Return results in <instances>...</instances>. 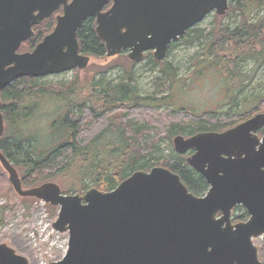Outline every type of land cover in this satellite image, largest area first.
<instances>
[{
	"label": "water",
	"instance_id": "water-1",
	"mask_svg": "<svg viewBox=\"0 0 264 264\" xmlns=\"http://www.w3.org/2000/svg\"><path fill=\"white\" fill-rule=\"evenodd\" d=\"M228 2L0 0V92L20 77L85 68L89 57L79 51L77 30L89 17L106 56L128 50L137 63L152 50L160 62L169 44L209 13L224 15ZM59 10L53 29L31 50L19 51L33 27ZM3 132L0 110V138ZM172 144L207 183L203 195L163 166L135 170L108 191L64 194L53 181L23 188L2 151L0 164L19 196L58 207L52 228L67 234V249L48 264H263L253 239L264 235V112L223 131L175 135ZM237 205L248 217L232 222ZM0 264L28 260L1 242Z\"/></svg>",
	"mask_w": 264,
	"mask_h": 264
},
{
	"label": "trees",
	"instance_id": "trees-1",
	"mask_svg": "<svg viewBox=\"0 0 264 264\" xmlns=\"http://www.w3.org/2000/svg\"><path fill=\"white\" fill-rule=\"evenodd\" d=\"M250 1H254L252 4L255 3L257 8L264 5V0ZM250 1L235 0L236 5L230 12L240 16L237 25L229 28L218 23L209 32L206 43V57L203 59L209 66L218 68L223 80L231 84L228 86L230 90L240 87L246 77L240 71L242 63L250 59L259 63L264 59V17L250 21L249 12L254 7H247ZM55 15L34 26V35L21 43L19 51L31 50L50 32ZM200 36L201 31L191 27L178 41L191 45ZM77 37L82 51L95 56L104 53V45L95 33L93 18L83 21ZM149 60L153 66L159 64L152 57ZM158 69L165 78L161 83L177 81L176 70L171 64L160 62ZM127 76V81L120 82L103 78L91 81L87 96L81 100L69 93L49 90L37 82L43 77L17 78L1 91L4 132L0 138V151L22 170V185L30 188L28 185L38 179L49 180L67 172L77 179L81 191L90 187L108 191L135 170L163 166L177 173L190 192L200 195L207 188L203 177L188 165L185 155L174 151L164 154L161 143L164 140L172 143V138L180 134L189 136L199 131H223L264 112V96L245 112L224 113L222 116H216L215 112L196 114L184 108L161 112L159 107L166 96L140 95L129 73ZM57 102L61 103L60 109L50 122L49 141L48 137L41 142L39 138L21 134L22 127L33 120L42 103L44 106ZM7 131L11 136H7ZM238 207L240 205L234 209ZM247 217L243 211L234 216L233 221L246 220Z\"/></svg>",
	"mask_w": 264,
	"mask_h": 264
},
{
	"label": "rangeland",
	"instance_id": "rangeland-1",
	"mask_svg": "<svg viewBox=\"0 0 264 264\" xmlns=\"http://www.w3.org/2000/svg\"><path fill=\"white\" fill-rule=\"evenodd\" d=\"M250 2L247 3L249 5L247 7L254 6L249 12L250 21L264 17V5L257 8L255 3L252 4L254 1ZM228 5L226 14L219 17L211 12L193 26L194 29L201 31L199 39L191 45L177 41L169 48L164 60L160 61L171 64L176 70V82L170 83L166 80L161 83L165 78L158 69L160 62L153 66L149 60L150 56L144 54L141 61L134 63L127 57L126 52L110 57L105 54L89 55V62L85 68L47 75L37 82L42 83L49 90L61 91L63 94L69 93L80 100V97L87 96V88L91 81L100 78L113 82L127 81L129 73L136 92L140 95L166 96V100L159 107L161 112H167L170 108L175 110L184 108L196 114L215 112L216 116H222L224 113L233 114L237 111L245 112L254 106L260 96H264V59L259 63L253 59L242 63L240 71L246 77L240 87L231 90L228 87L231 84L228 80H223L218 68L209 66L208 62L203 59L206 57V43L210 38L209 32L212 28L218 23L234 28L240 20L238 14L230 12L231 8L236 5L235 0H229ZM60 104L58 102L46 103L43 106L42 103L33 120L22 127L21 134L39 138L41 142H44L49 136V125L55 117L53 114L60 109ZM7 136H11L9 131H7ZM161 148L164 154L175 152L173 144L167 140L161 143ZM14 167L20 177L22 170ZM48 181L57 183L64 194L82 193L77 179L75 180L67 172L58 174L49 180L38 179L28 186L33 187ZM22 187L29 188L26 185ZM0 209L2 217L0 243L4 242L14 248L17 253L26 257L28 264H48L63 257L67 248V234L57 232L52 228L58 207L44 203L37 198L19 196L12 188L8 174L1 164ZM243 211L245 209L242 206L233 209L232 220L234 216ZM253 243L257 247L259 260L264 264V235L254 238Z\"/></svg>",
	"mask_w": 264,
	"mask_h": 264
},
{
	"label": "flooded vegetation",
	"instance_id": "flooded-vegetation-1",
	"mask_svg": "<svg viewBox=\"0 0 264 264\" xmlns=\"http://www.w3.org/2000/svg\"><path fill=\"white\" fill-rule=\"evenodd\" d=\"M110 6V3L109 4H107L106 5V7L105 8H107V7H109ZM89 18H93V17H89ZM94 19V18H93ZM94 23H95V19H94ZM54 27V26H53ZM53 29V28H52ZM79 29V28H78ZM78 31V30H77ZM49 33V32H48ZM47 33V34H48ZM46 35V34H45ZM44 35V36H45ZM43 36V37H44ZM77 40H78V44H79V51H80V53H82V54H84V55H87L88 57H89V55H94V54H92V53H88V52H84V51H82L81 49H80V41H79V39H78V37H77ZM103 43V42H102ZM176 42H173V43H171V44H169V46H168V50H169V48L171 47V45L172 44H175ZM36 45V44H35ZM34 45V46H35ZM103 45H104V43H103ZM121 52H126L127 54H128V50H122ZM120 52V53H121ZM168 52V51H167ZM106 55V52H105V45H104V53L102 54V55ZM144 54L145 55H148V56H150V57H152L153 58V51L152 50H147V51H145L144 53H143V57H144ZM95 56V55H94ZM90 58V57H89ZM154 59V58H153ZM135 63V62H134ZM73 69H79V68H73ZM73 69H71V70H73ZM67 71H69V70H67ZM64 72H66V71H64ZM61 73H63V72H61ZM60 74V73H59ZM1 93V92H0ZM82 98L80 97V100H81ZM205 181V180H204ZM207 184V183H206ZM207 188H208V185H207ZM207 188H206V190H205V192L207 191ZM87 190V189H86ZM85 192V190L84 191H82V193H84ZM205 192H203L202 194H200V195H197V196H201V195H203ZM81 193V194H82ZM234 209V208H233ZM232 209V210H233Z\"/></svg>",
	"mask_w": 264,
	"mask_h": 264
}]
</instances>
